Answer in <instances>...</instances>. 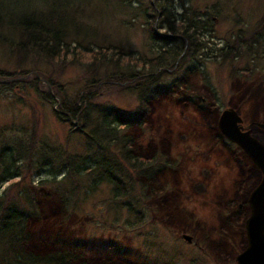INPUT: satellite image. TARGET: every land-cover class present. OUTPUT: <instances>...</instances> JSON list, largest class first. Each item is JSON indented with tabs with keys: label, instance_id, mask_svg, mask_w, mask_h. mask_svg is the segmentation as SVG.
I'll use <instances>...</instances> for the list:
<instances>
[{
	"label": "rangeland",
	"instance_id": "374dc122",
	"mask_svg": "<svg viewBox=\"0 0 264 264\" xmlns=\"http://www.w3.org/2000/svg\"><path fill=\"white\" fill-rule=\"evenodd\" d=\"M67 1L74 19L66 25L67 53L43 59L0 47V69L15 75L7 79L11 85L0 86V148L19 139L34 147L33 163L19 162L22 175L3 182L0 195L6 189V198L24 188L34 190L39 213L32 232L44 241L38 246L42 253L69 241L91 249L84 264H236L235 256L246 246L238 204L260 174L219 133L216 122L229 106L244 123L264 122V36L249 35L264 14V0ZM188 22L196 31L186 38L185 54L174 67L168 52L162 56L163 71L142 64L141 58L176 49L179 36L191 32L179 28ZM238 34L249 35L243 45L235 42ZM235 45L240 48L236 55ZM132 68L155 73L161 88L142 126L116 128L120 136L134 138L131 149L140 158L131 161L121 144L107 145L105 152L122 170L126 193L116 194L112 183L93 182L85 173L75 175L78 183L72 172L39 174L35 163L42 153L51 154L50 148L72 156L88 153L85 136L54 114L62 97L71 100L91 79L115 72L122 76ZM150 78L103 81L92 103L134 115L140 89ZM252 132L264 144V129ZM72 185L76 190L70 195ZM183 233L193 240H184Z\"/></svg>",
	"mask_w": 264,
	"mask_h": 264
},
{
	"label": "trees",
	"instance_id": "16d2710c",
	"mask_svg": "<svg viewBox=\"0 0 264 264\" xmlns=\"http://www.w3.org/2000/svg\"><path fill=\"white\" fill-rule=\"evenodd\" d=\"M67 3V0H0V47L13 54H20L21 56L29 54L43 59H54L61 53H67L68 43L64 42L65 36L68 35L66 25L71 24L70 20H74L72 18L73 10ZM36 4H40L41 9H38ZM154 7L155 5H151V10L155 11ZM163 11L164 7L160 6V14H163ZM147 15L152 16L149 12ZM189 22L188 25L179 27L183 34L189 30L191 32L184 37L179 36L182 41L176 49L173 47L168 48V51L164 49L160 56L153 59L141 58L142 64H148L149 68L152 69L155 68L157 73L160 69L163 71L162 56L168 52L172 55L169 57H172L171 66L174 67L180 55L185 54L186 38L193 36L196 31L195 27L190 29ZM159 26H161V22H159ZM169 30L175 32L172 25H170ZM250 34H256L258 38H263V13L254 32H249ZM249 35L238 34L235 37V42L243 45L244 38H249ZM223 48L226 49L222 47L220 50ZM239 51L240 48L238 49L235 45L232 53L236 55ZM95 54L98 55L99 51H96ZM119 56L121 55L115 59L114 64L116 65L120 62L121 57ZM97 60L108 61L110 59L109 56L101 58L99 56ZM192 69L186 67L184 70L191 71ZM133 70L134 68L127 70L122 76L115 72L99 80L93 78L89 84L82 88L83 92L71 100H65L61 96L62 99L58 103V107L54 108V114L60 120L69 122L73 129L85 136V147L88 153L82 156H72L63 151L57 153L56 149L50 148L52 153L48 154L47 151L42 153L35 163L39 174L41 172L58 174L66 171L68 174H65V177L72 172V178L78 183L75 175L85 173L84 176H90L93 182L104 179L112 183L116 194L126 193L125 183L120 177L122 170L105 151L108 148L107 145L110 146L109 144H121L124 149L126 148V157L131 161L140 158V155L134 154L131 149L134 138L130 135L120 136L121 134H117L116 128H118L117 126H142L144 124L143 118L150 111L149 103L160 95L161 88L157 86L156 79H153L155 73H141L139 70L132 72ZM146 74L150 75L151 78L146 84V88L140 89V107L134 115L122 114L116 109L104 105H100L98 108L94 107L92 98L96 96L97 88L103 81L123 80L122 82L125 83H136L141 81ZM13 76L15 75L0 69V78H4L5 81V83H0V86H9L11 82L8 81V78ZM95 89L96 92H94ZM95 112L96 115H93ZM75 121L80 125H76ZM93 145L95 146L93 147ZM33 150V144H29L28 141L24 142L22 139L13 140L0 148V185L14 176L22 175L23 171L19 162L26 160L32 164ZM97 150H100L99 154H96ZM93 163L96 165L92 166ZM144 173H146L145 170L143 176L149 177ZM45 181L41 180L40 183H45ZM6 190H3L0 195V264H84V259L88 260V253L91 249L82 243L65 241L64 246L53 248L50 246L49 251L40 252L38 246H42L44 241L41 238L37 239V236H34L32 232V220L39 213L34 190L30 187L24 188L22 192H17L15 196H7V198L3 197ZM75 190L76 186L72 185L67 192L72 195ZM65 194L67 193L61 190L59 196L64 198Z\"/></svg>",
	"mask_w": 264,
	"mask_h": 264
},
{
	"label": "water",
	"instance_id": "95a60500",
	"mask_svg": "<svg viewBox=\"0 0 264 264\" xmlns=\"http://www.w3.org/2000/svg\"><path fill=\"white\" fill-rule=\"evenodd\" d=\"M216 124L220 133L241 148L261 172V179L248 198L250 215L245 221L246 246L236 255L235 261L237 264H264V144L249 130L251 125L264 128V124L253 121L243 125L242 117L230 106L221 111ZM183 237L187 241L192 238L187 234Z\"/></svg>",
	"mask_w": 264,
	"mask_h": 264
},
{
	"label": "flooded vegetation",
	"instance_id": "af4514ba",
	"mask_svg": "<svg viewBox=\"0 0 264 264\" xmlns=\"http://www.w3.org/2000/svg\"><path fill=\"white\" fill-rule=\"evenodd\" d=\"M239 114V113H238ZM258 122V121H257ZM250 123V122H249ZM262 124H264V122H261ZM248 123H244V120H243V125H247ZM254 127H259V126H257V125H251L250 126V128H249V130H250V133H251V135H253V132H252V129L254 128ZM259 128H262V129H264L263 127H259ZM254 136V135H253ZM255 137V136H254ZM242 151V150H241ZM245 155V154H244ZM245 157L247 158V159H249L246 155H245ZM250 160V159H249ZM253 164V163H252ZM254 165V164H253ZM255 166V165H254ZM255 168H256V170L258 171V173L260 174V179H261V172H260V170H259V168L257 167V166H255ZM260 181V180H259ZM258 181V182H259ZM257 182V183H258ZM256 183V184H257ZM255 184V185H256ZM255 185L252 187V189H250V191L247 193V197H246V199L241 203V204H238V207H243V216H244V219L242 220L243 221V227H244V233H245V238H246V232H245V221H246V219L249 217V215H250V206H249V203H248V198H249V195H250V193H251V191L253 190V188L255 187ZM184 234H186V233H183L182 235H181V237L184 239V240H186L184 237H183V235ZM192 237V236H191ZM193 240V238H191V240L190 241H188V242H191ZM187 241V240H186Z\"/></svg>",
	"mask_w": 264,
	"mask_h": 264
}]
</instances>
